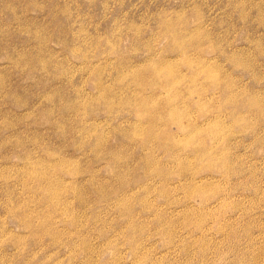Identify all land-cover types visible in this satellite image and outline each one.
<instances>
[{"label":"rangeland","instance_id":"obj_1","mask_svg":"<svg viewBox=\"0 0 264 264\" xmlns=\"http://www.w3.org/2000/svg\"><path fill=\"white\" fill-rule=\"evenodd\" d=\"M0 264H264V0H0Z\"/></svg>","mask_w":264,"mask_h":264},{"label":"bare ground","instance_id":"obj_2","mask_svg":"<svg viewBox=\"0 0 264 264\" xmlns=\"http://www.w3.org/2000/svg\"><path fill=\"white\" fill-rule=\"evenodd\" d=\"M170 111H171V110H170ZM171 112H172V111H171ZM169 114H170V113H169ZM177 121H179V120H176V122H177ZM180 121H181V120H180ZM177 123H178V122H177ZM201 192H203V191H201ZM53 195H54V193H53ZM50 196H51V195H50ZM50 196H49V198L52 197V196H51V197H50ZM51 199H52V198H51ZM55 199H56V198H55ZM55 199H53V200H55ZM55 203H56V202H54V204H55ZM57 204H58V203H57Z\"/></svg>","mask_w":264,"mask_h":264}]
</instances>
